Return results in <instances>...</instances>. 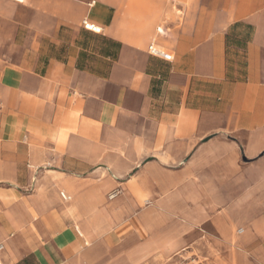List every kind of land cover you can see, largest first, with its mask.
<instances>
[{
	"label": "crops",
	"instance_id": "0c3cea01",
	"mask_svg": "<svg viewBox=\"0 0 264 264\" xmlns=\"http://www.w3.org/2000/svg\"><path fill=\"white\" fill-rule=\"evenodd\" d=\"M156 203L264 259V0H0V264L116 250Z\"/></svg>",
	"mask_w": 264,
	"mask_h": 264
},
{
	"label": "rangeland",
	"instance_id": "374dc122",
	"mask_svg": "<svg viewBox=\"0 0 264 264\" xmlns=\"http://www.w3.org/2000/svg\"><path fill=\"white\" fill-rule=\"evenodd\" d=\"M117 192L109 193L112 196ZM148 219L141 237L126 239L112 250L104 237H94L84 252L68 264H264L258 247L239 223L205 220L187 223L180 208L146 205ZM174 208V207H173ZM113 226L112 222L108 227Z\"/></svg>",
	"mask_w": 264,
	"mask_h": 264
},
{
	"label": "built area",
	"instance_id": "2783aa9c",
	"mask_svg": "<svg viewBox=\"0 0 264 264\" xmlns=\"http://www.w3.org/2000/svg\"><path fill=\"white\" fill-rule=\"evenodd\" d=\"M17 1H19V0H17ZM21 1H19V2H21ZM85 28L90 30V31H93V32L99 31L94 25H90V24H85ZM149 52L152 56L163 59L165 61H171L173 59V56L170 53H167L166 51L157 47L154 44L150 45ZM2 249H3V246L0 245V251H2Z\"/></svg>",
	"mask_w": 264,
	"mask_h": 264
},
{
	"label": "bare ground",
	"instance_id": "6f19581e",
	"mask_svg": "<svg viewBox=\"0 0 264 264\" xmlns=\"http://www.w3.org/2000/svg\"><path fill=\"white\" fill-rule=\"evenodd\" d=\"M15 1H17V0H15ZM19 1H21V0H19ZM66 195V194H65ZM68 199V198H67Z\"/></svg>",
	"mask_w": 264,
	"mask_h": 264
}]
</instances>
